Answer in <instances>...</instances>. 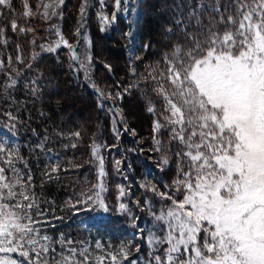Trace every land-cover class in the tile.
<instances>
[{
  "label": "snow or ice",
  "instance_id": "obj_1",
  "mask_svg": "<svg viewBox=\"0 0 264 264\" xmlns=\"http://www.w3.org/2000/svg\"><path fill=\"white\" fill-rule=\"evenodd\" d=\"M121 3L114 0L117 10ZM41 4V17L50 19L61 15L58 10L65 0H41ZM0 6H10V0H0ZM177 7L166 32L179 33L180 42L164 54L163 69L153 67L147 77L161 104L158 111L149 98L147 108L158 117L152 139L153 149L161 153L159 166L163 169L169 163L168 144H162L158 135L162 130L168 132V143L177 146L180 161L169 191L162 192L151 183L141 185L162 202H170L162 203L158 213L144 202L155 222L147 241L153 250L151 264H264V0H182ZM25 8L24 16L34 15L27 3ZM86 8L87 0H83L82 19ZM101 19L110 24L116 13L101 14ZM53 27L59 39L46 50L54 52L62 44L88 71L91 57L79 54L76 45ZM80 28L77 37L83 36ZM12 29L25 31L15 22ZM125 37L131 38V33ZM106 95L115 100L121 97L119 92ZM8 117L15 120L10 113ZM113 131L118 138L119 129ZM73 135L80 137L79 132ZM101 147L93 142L92 154L100 168L97 183L81 190L73 208L109 210L102 195L107 188ZM0 160L8 166H0V264H137L128 244L112 250L97 241L100 254L93 256L89 247L78 248L71 239L56 241L43 233L40 226L45 221L35 218L43 212L32 211L39 207L32 176L22 174L15 164L23 158L0 143ZM45 174L53 178L51 172ZM125 195L120 188L117 199ZM119 209L129 212L124 203H119ZM131 218L135 226L137 217Z\"/></svg>",
  "mask_w": 264,
  "mask_h": 264
},
{
  "label": "trees",
  "instance_id": "obj_2",
  "mask_svg": "<svg viewBox=\"0 0 264 264\" xmlns=\"http://www.w3.org/2000/svg\"><path fill=\"white\" fill-rule=\"evenodd\" d=\"M25 3L34 13L36 0H10V6H0V62L3 63V67H0V126L10 128L18 138V146L13 149L19 152L23 160L16 161V167L22 174H31L32 191L39 204L32 211L43 212L42 216L35 218L45 221L40 226L42 232L55 234L67 233L72 229L76 232L79 230L77 219L94 214L103 217L106 230L113 229L120 235L134 231L131 217L135 216L138 219L135 225L139 223L141 236L138 238L139 251L133 250L131 259L137 264H151L153 250L147 241L150 232L155 230V224L152 218L146 216L145 209L136 210L131 199L140 205L143 203L141 207L145 201L151 205L156 204V201L146 200L150 195L136 184L129 190L131 198L125 197L126 194L118 199L120 203L126 204L129 212L116 209L113 200L109 199L120 188L127 189L122 186L121 170L115 167L116 161L122 163V160H127L133 166L134 175H138L147 165L145 154L155 153L153 148L149 152L141 146L150 140L148 137H152V116L144 110L142 92L138 86L130 84L124 70L127 62L123 50V33L127 25L116 13L114 0H104L103 5L99 0H87L83 19L80 14L83 0L65 1L58 10L61 15L56 17L52 27H58L70 44L76 45L81 55L80 44L84 35L88 37L87 53L91 57V66H94L93 69L88 66V71H85L72 59L70 48L65 50L60 46L54 52L42 51L43 43L52 38L50 31L46 30L48 22L35 15L24 16L23 13L28 10ZM181 3L182 0L140 1L141 17L136 24V32L146 47L144 59L140 62L144 63L148 55L151 57L160 52L155 50L160 48L155 44L156 32L166 38L165 45L168 48V45L180 42L179 33L173 36L166 29L173 25V16L179 11L177 5ZM162 6L166 10L160 8ZM114 12L115 21L105 25L101 14L111 17ZM13 22L18 25V29L24 28L25 31H13ZM81 23L83 28H80ZM77 28H80L83 36L75 35ZM53 29L56 30L55 27ZM102 41V48L107 52L105 54L101 52ZM8 75L14 76L16 83L9 88L2 87ZM89 76L90 79L87 78ZM119 84L123 87V96L119 100L109 99L106 94L110 92L105 86L121 90ZM57 89L64 91V94H55ZM131 104L136 105L134 115L129 111ZM67 109L76 113L75 120L66 113ZM81 111L88 113L86 119L80 118ZM9 113L15 120L9 119ZM114 128L120 131L118 138ZM125 128L134 130L135 134L125 131ZM76 132L80 133L79 138L73 135ZM141 136H146L147 142L141 140ZM36 141H40L39 150H35ZM93 142L102 145L99 155L104 158L106 175L103 182L107 191L102 195L106 194L108 199L107 212L99 208L96 211H83L80 205L71 207L81 190L97 183L100 168L99 161L92 154ZM50 155L55 156L54 160H48ZM0 166L8 167L6 164ZM53 167L57 171L52 172ZM49 172L53 177L51 179L45 174ZM8 174L11 175L10 172Z\"/></svg>",
  "mask_w": 264,
  "mask_h": 264
},
{
  "label": "rangeland",
  "instance_id": "obj_3",
  "mask_svg": "<svg viewBox=\"0 0 264 264\" xmlns=\"http://www.w3.org/2000/svg\"><path fill=\"white\" fill-rule=\"evenodd\" d=\"M140 1L141 0H122V5H121L120 9L116 11V13L118 14L119 17L122 18V20L127 25V29L123 33V36L125 38V40H124L125 43L123 44V50H124V54H125V60L127 62V66L124 69L125 74L127 75L130 84L133 86H138V90L140 91V93L142 92L143 97H144V103H145L144 110H145V112L149 113L152 116V127H153V122L158 117L147 111L149 98H151V100L155 104L158 111L161 109V104H160L159 98L151 90L152 81L150 79H147L148 72L152 71V68L157 67V66L159 68L163 69V67H164V63H163L164 54L169 52L171 50V46L174 45L175 43L168 45L169 46V48H168L165 45L166 38L162 37L161 35L157 34V32H156V34L154 35L155 36L154 40H155V44H157V46H159L160 48L156 47L157 49H155V50L160 51V52H156L155 54L151 55V57H149V55H148L147 58H145L144 63L140 62L144 59V58L142 59V57H143V54L146 50L145 42L140 41L141 37L138 36V33L136 32V24L140 20V17H141L140 9H139ZM44 2L47 3L48 0H44ZM99 2H100V0H99ZM103 3H104V0H103ZM36 4L37 5H36V10L34 11V15L36 17L40 18L41 20H43L44 22H48V27L46 28V30H49L50 34L52 36V38H50L45 43H43L42 48H41L42 51L48 52L46 49L50 45L52 47H55V41H57L59 39V37L56 36L55 30L52 27V23L54 21H56L57 18L56 17H51L50 19L42 18L40 15V13L43 12V5L41 4V0H36ZM160 8L166 10L165 6H162ZM157 11H158V8H157ZM155 20L157 21V18ZM158 23H159V21H157V24ZM127 32L131 33V38L125 37V33H127ZM84 37H87V36L84 35ZM102 45H103V41H102V43H100V47L102 49L101 52L103 54H105L107 52L105 51V49L102 48ZM61 46H63V45L61 44ZM87 47H88V37L86 40L83 38V42L80 44V52L82 53V55H84L86 53L89 56V54L87 53ZM64 49L68 50L67 47H64ZM69 50H70L69 52L71 53L72 50L71 49H69ZM148 50H149V48H148ZM149 59H151V60L149 61ZM146 61H147V63H146ZM89 66H90V68L93 69L94 65L91 66V63H90ZM95 78H96V76H95ZM97 79L104 81L102 78H97ZM13 80H15V82H16V79L14 76L8 75L3 80L2 87L5 86V87L9 88V87L13 86L12 85ZM119 85H120L121 90H115V87H109V86H105V89L112 94H115L117 92L122 94L124 92L123 87L121 84H119ZM125 88H126V86H124V89ZM48 92H49V90H48ZM52 93L53 92H51V94ZM54 93L62 96V94H64V91H58V89H57L56 91H54ZM121 96H123V95H121ZM124 108L126 110V106ZM129 111H130V113H132L134 115L136 113V105L131 104L129 106ZM81 112L82 113L80 115V118L86 119L88 117V113L83 112V111H81ZM66 113L71 115L72 120L76 119V113L75 112H72L70 109H67ZM9 129L7 127L5 128V126H0V143H4L5 146L8 148H14L15 146H18V142H17L18 138ZM158 135H159V139L161 140L162 144H168L167 155H168L169 163L167 165L163 166V169H161V167L159 166L160 159H161V153L156 152L154 149H153V151H155V153L148 154V155L145 154V157L147 160V165L141 169V173L138 175H134L133 166H131V164L127 160H122V163H120L119 165H117L115 163L116 164L115 167L117 168V166H118V168H120V170H121L120 171V178H121V182L123 184L122 186H124V188H127V189H125V192L127 194L125 197L131 198V196L129 195V192H130L129 190L134 186V184H136V185H138V187L141 190H143L144 192H147L150 195L146 200L149 199V200H155L156 201V204L153 203V205H151V204L150 205H151L153 211H155L157 213L159 212L162 203L163 204H169L170 202L169 201H163L162 202L160 200L159 196L155 195L151 191H147L141 185H143L145 183H151V184L156 185V187L162 192L169 191V188L171 187L173 181L176 179V173L178 171V165L180 163L178 157L175 155V153L177 151V146L175 145L174 142L171 144L168 143V132H167V130H162L161 133H159ZM152 136H153V132H152ZM147 139L148 140L150 139V140L147 142L146 141ZM147 139H146V136H141V140H145L147 142L146 145L144 144L141 146H143L145 150L150 152V150L153 148L154 142H153L152 137H148ZM40 145H41L40 141H36V145H35L36 149L35 150H39ZM142 150L143 149H139V151H142ZM54 158H55V156H53V155L48 156V160H54ZM118 161H120V160H118ZM2 164H4V162L2 160H0V165H2ZM163 173H165V174H163ZM161 175L163 176V178L161 177ZM166 186H168V187H166ZM132 192H134V190H132ZM105 195H104V198H105L106 202H108V199ZM113 196H114V197H112L113 199L112 198H109V199L113 200V202L115 203L114 205L116 206V209L120 210L119 209V203L120 202L117 199L119 196V192H114ZM177 198L178 199L181 198L179 196V194H177ZM131 200L136 205L135 206L136 210L141 211V210L145 209L144 212H146L145 213V214H147L146 216L152 218V220H153L152 222H153V224H155L154 218L151 215V213L149 212L148 208L145 205H144L145 207L144 206L141 207V205H143V203L141 205L139 204L140 206H138V203L136 201H133V199H131ZM82 210L87 211L89 209L82 207ZM103 224H104L103 217L92 214V215L86 216L84 218L77 219L76 226L78 225L79 230H76V232H74L75 229H72V231H68L67 233H55V234L45 233V234L51 236L53 238V240H56V241L60 240L61 238L71 239L75 242V244L73 246H76L78 248L89 247V251L93 254V256L100 254V250L95 248V243L97 241H99L105 248H110L112 250L119 249L121 247V245L128 244V245L132 246L133 250L135 251L136 246L139 245L138 238L141 236V228L139 227V223H137L134 226V231L136 232V234L134 231H131V232L128 231L126 234L120 233V235L113 229H107L106 230L103 227ZM55 247L57 249V252L61 251V245L59 243H57L55 245ZM50 259H51V257H50ZM123 264H127V261H124Z\"/></svg>",
  "mask_w": 264,
  "mask_h": 264
}]
</instances>
